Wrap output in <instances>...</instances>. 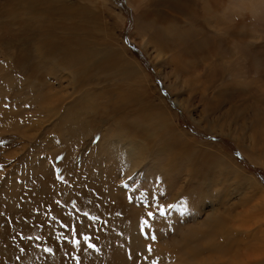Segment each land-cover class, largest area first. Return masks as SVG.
I'll list each match as a JSON object with an SVG mask.
<instances>
[{
  "label": "rangeland",
  "instance_id": "obj_1",
  "mask_svg": "<svg viewBox=\"0 0 264 264\" xmlns=\"http://www.w3.org/2000/svg\"><path fill=\"white\" fill-rule=\"evenodd\" d=\"M250 1L0 0V264H264V0L257 19ZM78 42L124 48L133 75L91 64L78 86ZM80 95L90 127L70 118ZM159 114L171 124L143 154L120 117Z\"/></svg>",
  "mask_w": 264,
  "mask_h": 264
},
{
  "label": "bare ground",
  "instance_id": "obj_2",
  "mask_svg": "<svg viewBox=\"0 0 264 264\" xmlns=\"http://www.w3.org/2000/svg\"><path fill=\"white\" fill-rule=\"evenodd\" d=\"M134 1V0H133ZM140 1V0H139ZM230 1V0H229ZM233 1V0H232ZM249 0H247V2H248ZM38 2V1H37ZM130 2H131V0H130ZM138 2V1H137ZM136 2V3H137ZM39 3V2H38ZM232 3V7H235V5H236V7H240V8H242L243 7V5H242V2H241V0H236V2H231ZM33 4V3H32ZM189 4V3H188ZM222 4V3H221ZM226 4V3H225ZM244 4V3H243ZM165 5V4H164ZM245 5L250 9H252V10H254L253 11V15L251 16V11H249L248 9H247V7H246V9H247V11L248 12H250V13H248L251 17H254V19L256 18H258L259 16H260V14H262L263 15V12H261L262 11V6H263V0H251L250 1V5H248V4H246L245 3ZM33 6V5H32ZM36 6V5H35ZM34 6V8H36ZM38 6V5H37ZM30 7V6H29ZM134 7V6H133ZM54 9H55V7H53ZM239 8V9H240ZM58 9V8H57ZM238 9V11H240ZM182 10V9H181ZM236 10H237V8H236ZM235 10V11H236ZM232 11H234V10H232ZM234 11V12H235ZM244 11V10H243ZM202 12H205V11H202ZM245 12V11H244ZM47 14V13H46ZM157 15L159 14V13H156ZM164 14V13H163ZM238 14V13H237ZM243 14V13H242ZM159 16V15H158ZM202 16V15H201ZM217 16V14H215V16L214 17H216ZM238 16V15H237ZM213 17V18H214ZM244 17V16H243ZM250 17V18H251ZM171 18V17H170ZM212 18V19H213ZM216 18H218V16L216 17ZM216 18H214V19H216ZM212 20V21H214L215 22V20ZM139 20V19H138ZM151 20V19H150ZM221 20V19H220ZM263 20V19H262ZM142 21V20H141ZM158 21V20H157ZM211 21V22H212ZM242 21V20H241ZM168 22V21H167ZM53 23V22H52ZM141 23V22H140ZM216 23H218L217 21H216ZM220 23V22H219ZM229 23V22H228ZM162 24V23H161ZM174 24V23H173ZM205 24V23H204ZM52 25V24H51ZM142 25V24H141ZM140 25V26H141ZM212 25V24H211ZM221 26H222V23L220 24ZM223 25H225L224 23H223ZM229 25V24H228ZM144 26V25H143ZM176 26V25H175ZM178 26V25H177ZM177 26H176V31L179 29H177ZM220 26V27H221ZM155 27V26H154ZM158 27V26H157ZM169 28H171V27H169ZM175 28V27H174ZM223 28V27H222ZM172 29V28H171ZM221 29V28H220ZM148 30V29H147ZM157 30H158V28H157ZM228 30V29H227ZM227 30H225L224 29V31H227ZM169 31V30H168ZM191 31H193V30H191ZM223 31V32H224ZM197 32V31H196ZM222 32V33H223ZM171 33V32H170ZM225 33V32H224ZM150 34H153V33H150ZM193 34V33H192ZM176 35V33H174V36ZM204 35V34H203ZM171 36H173V35H171ZM177 36V35H176ZM183 36V35H182ZM207 37V36H206ZM195 38V37H194ZM214 38V37H213ZM70 39V38H69ZM157 39V38H156ZM186 39L187 40H189L188 39V37H186ZM197 40V39H196ZM204 42L205 41H207V40H203ZM143 42V41H142ZM201 42V41H200ZM199 42V43H200ZM45 43V42H44ZM113 43V42H112ZM154 43V42H153ZM169 43V42H168ZM189 44H191L190 42H188ZM203 43V42H202ZM42 44V43H41ZM198 44V43H197ZM108 45H109V43H108ZM114 45V44H113ZM142 45H143V43H142ZM202 46H203V44H201ZM72 46H75V49H73L74 51L72 52V50H71V52H72V56H74L72 59L74 60V62L76 61L77 63V65H78V63H79V69H77V78L75 79V77L73 78V80L76 82V83H79V84H77L78 86H83V85H85V79H84V76H83V74H82V71H83V69L84 68H87V67H89L91 64H94V65H98L99 66V68H114V69H117V71H121V72H124V71H127L128 72V74L130 75V76H132L133 75V73L132 72H134V70H135V64L132 62V61H130L126 56H125V49L124 48H122V50H116L115 51V49H113L112 48V45H110V46H107L106 47V49L105 50H102L101 52L100 51H98V50H96V49H94V48H89V47H87L86 46V44L85 43H83V42H78V43H75V45H72ZM167 46V45H166ZM180 47V46H179ZM71 48V47H70ZM74 48V47H73ZM48 50H50V51H52L53 50V47L52 48H50V47H48L47 48ZM46 49V50H47ZM72 49V48H71ZM69 50V49H68ZM42 51V50H41ZM43 52H46V51H43ZM43 52H41V53H43ZM57 52V51H56ZM59 52V51H58ZM57 52V53H58ZM119 52H122L123 53V55H122V57L120 58V56H119ZM159 52V51H158ZM179 52V51H178ZM185 52H187V51H185ZM191 52V51H190ZM48 53V52H47ZM168 53H170V52H168ZM53 54V53H52ZM183 54V53H182ZM43 55V54H42ZM61 55V54H60ZM64 55H67V54H64ZM69 55H70V53H69ZM97 55H99V57L98 58H96V59H94V56H97ZM160 55V54H159ZM181 55V54H180ZM186 55V54H185ZM158 56V55H157ZM176 56V55H175ZM183 56V55H182ZM47 57H50V56H47ZM56 57V56H55ZM64 57V56H63ZM162 57V56H161ZM168 57V56H167ZM45 58V57H44ZM61 58V57H60ZM182 58V57H181ZM56 59H58L57 57H56ZM170 59V58H169ZM167 60L168 62L170 61V60ZM182 59H184V57L182 58ZM62 60V59H61ZM164 60H166V59H164ZM177 60V59H176ZM175 60V61H176ZM96 62V63H95ZM63 63V62H62ZM169 64H171V62L169 63ZM73 65V64H72ZM184 66V65H183ZM187 66V65H186ZM44 67V66H43ZM119 68V69H118ZM33 69V68H32ZM73 69V68H72ZM75 70V69H74ZM73 72V71H72ZM75 72H76V70H75ZM138 72V71H137ZM140 72V71H139ZM74 73V72H73ZM167 73V72H166ZM75 74V73H74ZM136 75V74H135ZM147 75V74H146ZM145 76V75H144ZM81 84V85H80ZM76 85V86H77ZM174 90V89H173ZM132 91V90H131ZM134 91V90H133ZM132 91V92H133ZM83 93H85V92H83ZM135 94V93H134ZM130 95L131 97H132V99H136L137 100V102L138 103H140L141 104V102L143 103V97L142 98H138L137 96H135V95ZM138 95V94H137ZM86 98L87 97H85V96H83V95H80L79 96V98L77 99V100H75L74 102V107L76 108L75 110H74V108H73V110H74V112L76 111L77 113H75L73 116H71L70 118L74 121V122H76V121H79L80 122V125L81 126H83V125H85L86 127H87V125H89V127L91 126V124H92V122H91V124H86V117L85 118H81V116H80V114H81V112L82 111H84V108L85 107H87L88 106V102L86 101ZM89 101L91 100V99H88ZM93 101V100H92ZM87 102V103H86ZM91 102V101H90ZM80 103L82 104L83 103V105H81L82 106V108H80V109H78V107H80L79 105H80ZM85 103H86V106H85ZM93 104V103H92ZM92 106V105H91ZM100 106V105H99ZM89 108V107H88ZM116 106H115V104L113 105V109H109L110 111H109V113H111V112H113V111H115L116 110ZM87 109V108H86ZM104 109H105V107H104ZM90 110V109H89ZM108 111V110H107ZM87 112V111H86ZM85 112V113H86ZM83 113V112H82ZM89 113H90V111H89ZM88 113V114H89ZM99 113V112H98ZM130 113V112H129ZM258 113V112H257ZM86 115V114H85ZM262 116V115H261ZM77 117V118H76ZM95 117H97V116H95ZM255 117V116H254ZM259 117V116H258ZM153 118H155V120H156V122H155V125H154V127H153V125H149L150 124V122H149V120L147 121V123L145 124V122H146V117L145 116H142V118L141 117H139L137 120L135 119V121H133V120H129V119H126L123 115H121V117H120V119H121V121L119 122V125L121 126V129H122V131H123V133H125V134H127L128 135V137H130V138H134V137H136L135 139H137L138 138V140L141 142V146L139 147V148H141V150H142V153L143 154H146V152H148L149 151V149H148V147H147V145L150 143V137H152V136H156V134L157 133H159L160 131H162V129L164 130V129H166V128H168V126L171 124V122H170V124L168 125V123H167V121H165L163 118H162V115L161 114H159V115H156V116H154ZM259 119V118H258ZM93 121H95L96 122V120H94V119H92ZM167 120H168V118H167ZM118 121H119V119H118ZM82 123V124H81ZM83 123H85V124H83ZM96 124V123H95ZM92 125H94V124H92ZM153 128V129H152ZM162 128V129H161ZM92 131V130H91ZM96 131V130H95ZM94 132V131H93ZM124 135V134H123ZM162 135V134H161ZM125 137V136H124ZM158 138V137H157ZM125 139V138H124ZM159 140V139H158ZM167 140H169V139H167ZM102 141V140H101ZM129 141H133V140H129ZM139 142V143H140ZM137 144V143H136ZM185 144V143H184ZM132 145V144H131ZM134 146H135V143H134ZM149 146V145H148ZM136 147H137V145H136ZM134 147H133V145H132V149H133ZM167 148V147H166ZM173 148V147H172ZM134 150V149H133ZM159 150V149H158ZM204 150V149H203ZM211 151V150H210ZM201 152H203V151H201ZM136 153V152H135ZM139 153V152H138ZM137 154V153H136ZM148 154V153H147ZM134 156V155H133ZM132 156V158H134ZM204 156V155H203ZM170 158V157H169ZM264 160V159H263ZM197 162H198V160H197ZM217 169V168H216ZM239 173V172H238ZM245 175V174H244ZM241 185V184H240ZM256 189V188H255ZM262 195V198L264 199V191H262V192H260L259 193V195ZM247 195V194H246ZM254 196H256V193L254 194ZM258 196V195H257ZM260 198V197H259ZM255 200V199H254ZM258 204H259V206L262 208V210L264 211V202H259L258 201ZM256 205V204H255ZM254 205V206H255ZM249 261H250V259H249ZM245 262V261H244ZM261 263V262H260ZM233 264H238V262L236 263V262H234ZM240 264V263H239ZM242 264V263H241Z\"/></svg>",
  "mask_w": 264,
  "mask_h": 264
},
{
  "label": "snow or ice",
  "instance_id": "obj_3",
  "mask_svg": "<svg viewBox=\"0 0 264 264\" xmlns=\"http://www.w3.org/2000/svg\"><path fill=\"white\" fill-rule=\"evenodd\" d=\"M126 186H127V185H126ZM168 207H169V208H174V207H176V205H168ZM158 211H159V213H160L161 216H163V215L165 214V211H164V207H163V206H160L159 209H158ZM85 215L87 216V213H85ZM148 216H149V217H153V216H154V213L150 211V212H148ZM143 223L146 224L147 221L145 220V221H143ZM83 239H84V241L87 242V241L90 240V237L87 236V235H84V236H83ZM152 239H155V236H153ZM71 242H72L74 245H77V246L80 245V240H78V239H73ZM87 248H88V249H95L96 251H99V249L97 248V246H96L95 244H93V243H88V244H87ZM86 250H87V249H85V251H86ZM44 251H46V252H48V253H51L53 250H52V248H45ZM149 251H151V247H150V246H149ZM75 259L77 260V264H79V258L76 257ZM153 264H156V262L153 261Z\"/></svg>",
  "mask_w": 264,
  "mask_h": 264
}]
</instances>
